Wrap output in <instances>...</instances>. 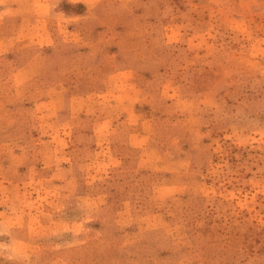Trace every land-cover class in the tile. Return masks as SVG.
<instances>
[{"label": "rangeland", "instance_id": "obj_1", "mask_svg": "<svg viewBox=\"0 0 264 264\" xmlns=\"http://www.w3.org/2000/svg\"><path fill=\"white\" fill-rule=\"evenodd\" d=\"M0 264H264V0H0Z\"/></svg>", "mask_w": 264, "mask_h": 264}, {"label": "trees", "instance_id": "obj_2", "mask_svg": "<svg viewBox=\"0 0 264 264\" xmlns=\"http://www.w3.org/2000/svg\"><path fill=\"white\" fill-rule=\"evenodd\" d=\"M75 8L81 9V8H83V6L82 5H75Z\"/></svg>", "mask_w": 264, "mask_h": 264}]
</instances>
